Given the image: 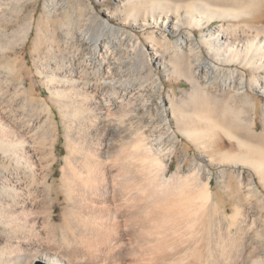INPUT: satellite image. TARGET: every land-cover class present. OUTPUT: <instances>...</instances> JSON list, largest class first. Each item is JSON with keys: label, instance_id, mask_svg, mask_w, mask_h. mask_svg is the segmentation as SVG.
I'll return each instance as SVG.
<instances>
[{"label": "bare ground", "instance_id": "6f19581e", "mask_svg": "<svg viewBox=\"0 0 264 264\" xmlns=\"http://www.w3.org/2000/svg\"><path fill=\"white\" fill-rule=\"evenodd\" d=\"M121 2L123 10L108 8V18L95 17V31L80 34L81 60L45 63L36 71L45 78L65 130L58 179L53 106L42 97L45 120H19L0 101V264H264V102L250 95L264 96V26L252 21L264 0ZM34 18L25 25L23 43L33 33ZM216 19L227 27L208 31ZM149 28L158 30L146 33ZM119 45L137 62L151 48L146 55L151 74L170 68L167 78L179 74L192 84L181 105L173 89L165 100L163 82L153 86L159 99L155 115L163 124L159 139L148 142L138 106L128 98L135 89L124 64L117 63ZM203 47L214 62L245 71L204 62ZM83 65L92 67L88 76L79 71ZM1 70L18 81V93L33 97L26 56L0 61ZM219 91L222 97H216ZM219 132L240 151L223 152ZM179 134L205 155L187 174L178 167L167 178L165 158L175 154V146L153 143L177 141ZM221 166L229 169L220 170L221 188L215 192Z\"/></svg>", "mask_w": 264, "mask_h": 264}, {"label": "rangeland", "instance_id": "374dc122", "mask_svg": "<svg viewBox=\"0 0 264 264\" xmlns=\"http://www.w3.org/2000/svg\"><path fill=\"white\" fill-rule=\"evenodd\" d=\"M5 1L9 3L11 0H8V1L3 0V2L2 1L0 2L2 4V5H0V12L3 10L0 13V22H1L0 23V37H1L0 39L2 40V41L0 40V43H1L0 50L3 51V52L0 51V61L3 62V60L8 58V57L16 58V57L26 56L29 67L32 70L31 74L34 76V78H32V76L29 75L28 78L26 79V83H27V85L29 84L28 87H30V85H32V84H33V86H36V87H34V89H35L34 95L35 96L34 95H33V97L30 96V99H29V97H26L23 94H20L17 92L18 89H16L17 88L16 83H18V81L14 77H12V75H11V77H10L11 79H10L8 76L9 73L7 71L5 72V70H1L0 74L3 77L0 75L2 77V79H0L2 81V82L0 81V88L3 87L2 91H1L3 94L1 95L0 101L2 102V104L4 105V107L7 110L9 109L8 110L9 113L12 112L11 114L16 116L19 120H25V119H30V118L34 121L45 120V113H44V111H41L42 107L40 106L42 104V102L39 100L42 97L51 106H53L55 116H56V122H57V125L59 128V139H58V142L56 144V147H57L58 157L60 160V163L56 164V166L54 167L55 175L53 178L58 179L60 176V173H61L60 172L61 164L63 163V158H64V155L66 154L65 130H64V127L62 125V118H61L60 113H59V108L54 106V104L51 103L52 101H50L51 97H50L49 90L47 89L46 86H44L45 85V82H44L45 78L41 77V75L36 76L38 74V73L36 74V71H38L39 67H41L40 70H42L43 67H46L47 63H56V62L59 63L60 62L59 64L62 63V64H65L66 66H68L69 63L72 64V63H75L76 61H78L77 60L78 58L81 60V58H82V47H81V44L79 41L80 34L82 32H85V31L86 32L95 31L96 30L95 17L100 16L102 19L108 18L104 14L105 11H108V8L115 10V11L123 10V5L121 2L122 0H22L21 2H19L20 1L19 0L18 2L20 5L19 4L14 5V3L17 2L16 0H15L16 2L11 1L12 4H10L11 3L10 2L9 3L10 5L9 4L6 5ZM3 6H4V8H3ZM262 6L264 8V4H262ZM19 9L22 11H20ZM259 9H260V11H259ZM17 10H18V12H17ZM262 10H263V12H262ZM254 11H255V13L253 15L254 16L256 15V16L255 17L252 16V18L254 17V19L252 20V18H251V20L256 25L264 26V14H263L264 9H262V7H260V8L256 7V9ZM256 13H258V14H256ZM33 14L35 17L33 20L34 21L33 33L29 37L28 41L26 43H23L22 42L23 41L22 35H24L25 25H26V23L28 24L30 22V20H32L31 15H33ZM260 14H261V16H260ZM113 20H115V23H116V21L121 20V16H119V15L115 16L113 18ZM61 24H64V26H62ZM21 25H23V26H21ZM219 25H224L226 28L228 24H227V22H224L221 19H216L214 21V23L211 24L208 31L213 30L215 27H217ZM121 26H123V27L128 26L129 27L130 24L121 25ZM43 29H45V31H43ZM148 30H150V31H148ZM154 30L156 32L158 29L157 28H149L146 30V33L154 31ZM44 32L45 33L47 32V34H44ZM205 32H207V30ZM138 33L140 36H143V33H141V31H138ZM196 33L198 35V34H200V31L197 30ZM9 37H10V39H9ZM18 37H20V38H18ZM51 37H52V39H51ZM171 37L174 40H177L176 35H172ZM10 41L12 42L11 45H10ZM50 41H53V42H50ZM2 43H4V44H2ZM145 43H146V41H145ZM11 46H13V47H11ZM120 46L121 45H119L118 48L115 47L116 58L120 61V62L117 61V63L121 64V65L124 64V69H123L124 73L123 74L126 75L125 76L126 78L131 77L133 79V84H134L133 89H135L134 90L135 92L132 93L133 95L129 94L128 98L133 96L131 98L133 99L132 101L134 103H136V105L138 106L137 109L139 112V116L141 117L140 119H142L141 122L144 121L143 123H145L144 125H146L145 132H146L147 137L150 138V139H148V142H151L152 140H155L156 138L157 139L160 138L159 137L160 135L157 133V131L163 132L162 121L159 119V117H157L155 115V109H156V107H158L157 102L159 101L158 95L156 94L157 92L155 91L156 89L154 88L155 84H159V83L161 84V82L164 83L163 89H164V94H165V100L167 98L166 94H171V89H173L177 93L176 102L180 105H181V103L183 104L184 102H187L189 100L190 94L193 92V87H192V84L190 82H188L187 80H185L182 77L180 78L179 74H177V75L175 74L174 76H172L173 78L172 77L167 78V77H169V75H168L169 71L168 70H171L170 68H167L166 70L161 69L160 71H155L154 73L151 74L150 65H149L148 61H146L147 60L146 55H148V51L147 52L145 51V53L144 52L139 53L138 54L139 60L137 62L138 58H136L135 55H133L132 53L129 54L127 51L119 49ZM7 47H9L10 49L8 48L9 50H7V51L2 50V48L7 49ZM58 47L60 48V50ZM121 47L125 48V46H121ZM54 49H55V51H54ZM203 50H204L203 51L204 62L206 61L208 63H215L219 67L222 66L220 68H222L223 71L225 69L227 70V67L229 70L245 71L243 68H241L240 66L238 67L235 64H231V65H227V66H226V64H224V66H223V64L220 62H216V61L214 62L212 56H209L210 54L207 53L208 52L207 49L203 47ZM2 53H4V54H2ZM72 54H74V55L72 56ZM7 55H8V57H7ZM4 56L6 58H4ZM1 57L4 59L2 60ZM46 59H48V60H46ZM75 59H76V61H75ZM143 60H145V61H143ZM146 63H148V64H146ZM129 64L131 67L129 66ZM43 65H45V66H43ZM143 65L146 67H143ZM84 67L85 66L83 65L81 68H79V71L82 72L85 76H88V73L86 70L88 68L85 67V69H84ZM91 68L88 69L89 73H92L91 71H93ZM166 73H167V75H166ZM246 73L248 75L252 74L249 71H246ZM7 76L9 79L7 78ZM216 76L220 77V74H214V77H216ZM260 76H262V77L264 76L263 71L261 72ZM126 78H123V79L125 80ZM159 78H160V80H159ZM31 82H32V84H31ZM12 83H14V84L11 85ZM219 83H221V81ZM219 90H221V89H219ZM5 91H6V93H5ZM14 93H16V94L18 93V96L16 94L13 95ZM153 93H155V96ZM220 93H221V91H219V93H216V94L220 95V96H216V94L213 92V98H214V96L222 97ZM4 94H5V96H4ZM142 94H143V96H142ZM149 94H151V95H149ZM250 95L254 98H257L256 100H258L259 102H261V103L264 102V96L263 95H259V94L252 93V92ZM4 97H6V98L4 99ZM31 98H34V99H32V103L30 101ZM35 100H38L39 103ZM145 101H147L148 103ZM3 102L4 103L6 102L7 104L6 103L4 104ZM33 103H34V105H33ZM139 103H140V105H139ZM144 103H145V105H144ZM29 104H31L30 106H32V105L34 106V107L32 106L33 109H32V107H31V109H28V108H30ZM7 107H9V108H7ZM37 107H38V109H37L38 111L36 110ZM13 112H14V114H13ZM32 114H33V116L31 117ZM34 117H35V119H33ZM36 118L37 119L39 118V119L37 120ZM153 118H154V120H153ZM262 126H263L262 123L258 124V132L262 131V129H263ZM155 129H156V132H155ZM218 135L220 136V139L222 141H220L219 139H217L216 141L219 140L221 142L219 144H221L223 152H225L227 150L240 151V149H239L238 145H236L235 141L228 140L224 133L222 134L221 132H219ZM163 142H164L163 144H158L155 142L153 144H155L154 146H156L157 148L162 147L163 149L171 148L172 146H175V148H174L175 154L173 156L168 155L165 158L167 166L170 167V169L168 170L169 172L168 171L166 172L167 178H169L171 175H173L177 171L178 167H181V173L182 174H187V172L189 171L190 166L193 163V161L198 160L199 155H205L202 148H199V146H197L195 143L190 142L186 137H184L181 134H179V138L177 139V141H171L170 142V139H165ZM2 154L3 153L0 151V157ZM205 164L209 166V163H205ZM228 169H229L228 166H226V167L221 166L215 170V175H216L215 178L216 179L213 180V188H214L215 192L221 188L220 185L218 184L217 175H219L220 170L221 171H223V170L227 171ZM235 183H237V180L235 181Z\"/></svg>", "mask_w": 264, "mask_h": 264}, {"label": "snow or ice", "instance_id": "6c2138e0", "mask_svg": "<svg viewBox=\"0 0 264 264\" xmlns=\"http://www.w3.org/2000/svg\"><path fill=\"white\" fill-rule=\"evenodd\" d=\"M148 51H149V53H151V52H152V49H151V48H149V49H148ZM153 55H154V54H153Z\"/></svg>", "mask_w": 264, "mask_h": 264}]
</instances>
